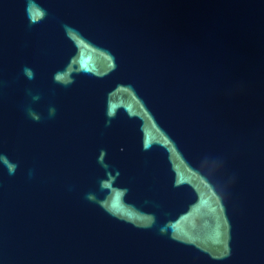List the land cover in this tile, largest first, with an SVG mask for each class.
<instances>
[{"label": "water", "instance_id": "1", "mask_svg": "<svg viewBox=\"0 0 264 264\" xmlns=\"http://www.w3.org/2000/svg\"><path fill=\"white\" fill-rule=\"evenodd\" d=\"M0 264H264V0H0Z\"/></svg>", "mask_w": 264, "mask_h": 264}]
</instances>
